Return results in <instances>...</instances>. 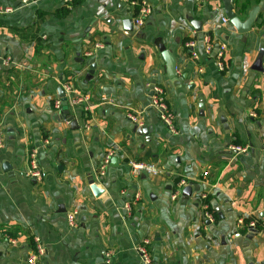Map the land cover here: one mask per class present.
Masks as SVG:
<instances>
[{"label":"crops","instance_id":"0c3cea01","mask_svg":"<svg viewBox=\"0 0 264 264\" xmlns=\"http://www.w3.org/2000/svg\"><path fill=\"white\" fill-rule=\"evenodd\" d=\"M21 1L0 0L2 11L10 9L0 13V264H25L34 239L44 264H141L143 238L151 264L264 261V25L239 35L221 23L222 0H148L152 13L130 32L122 26L132 19L124 0H76L70 8L61 0ZM229 2L241 20L256 6L239 15ZM258 6L264 14V0ZM205 33L227 46L224 72L203 52ZM190 41L199 61L185 49ZM159 46L176 60L175 79L166 76ZM257 59L262 72L251 69ZM65 84L91 97L87 128L71 109L77 129L56 111ZM152 86L163 91L176 135L151 106ZM101 96L111 104H100ZM130 115L152 129L149 140L129 130ZM234 143L247 153L231 152ZM32 148L41 183L26 176ZM109 151L116 160L96 180L102 193L95 197L89 181ZM129 161L160 173L131 179ZM180 181L197 187L186 201ZM73 210L76 227H69ZM246 219L263 228L251 241L238 226Z\"/></svg>","mask_w":264,"mask_h":264},{"label":"built area","instance_id":"2783aa9c","mask_svg":"<svg viewBox=\"0 0 264 264\" xmlns=\"http://www.w3.org/2000/svg\"><path fill=\"white\" fill-rule=\"evenodd\" d=\"M32 1L34 0H22L21 3L23 5H27ZM75 1L76 0H61V3L64 7H70ZM203 1H207V0H203ZM124 2H126L131 9L132 24L137 29H140L144 25L147 18L152 13L151 5L149 4L148 0H141L140 2H137L136 0H124ZM135 6L138 7V11L134 15L133 9ZM1 12L7 13L10 12V9H4L3 11L0 9V13ZM221 23L227 24L228 21L225 17H222ZM201 41L203 44L204 54L207 57H211L214 60L218 72H224L226 69L225 59H226L227 46L225 44H219L213 42L209 37V35L206 33L201 36ZM100 48H101L100 44L94 45L95 50ZM185 49L187 50L189 56L193 61L195 62L199 61L198 54L196 53L195 50V42L193 41L187 42L185 44ZM85 56L90 57L91 53H85ZM150 90H151V98H150L151 106L155 109L158 119L165 126V128L167 129L170 135H176L177 129L174 124V114L165 102L162 89L156 86H152L150 87ZM63 91L67 100V107L78 115V118L81 121L83 128H87L89 113H91V110L94 106V103L91 101V97L88 94H81L75 92L72 85L65 84ZM100 104H111V102L107 100L105 101L104 97L101 96ZM54 106L56 111L58 113H61L60 112L61 101L57 100ZM251 115L254 116V114ZM128 118L132 123V125H135L137 127H144V123L137 117L130 115L128 116ZM1 144H2V133L0 131V146ZM43 144L47 145L48 141H43ZM229 150L231 152H234L236 155H243L246 154L248 151L247 147L238 146V145L230 146ZM262 150L264 152V143L262 145ZM113 156L114 153L111 151L105 153L101 162L97 166L96 176H95L96 179L95 181L93 180V183L95 182L94 184H97L96 182L104 177L105 169L106 167H108L110 160L112 159ZM27 159H28L27 162L28 170L26 172L27 178L33 180L36 183H41L46 176L44 170L42 169V166L39 163L38 149L37 148L30 149L28 151ZM128 166H129V177L131 179H137L143 174L147 176H154L160 173L159 168L149 163L129 161ZM185 184L186 183L184 181H180L178 183V188L180 189V191L181 188L185 186ZM180 191H176L172 195L171 199L175 200L178 197ZM200 198L204 200L205 196L201 195ZM126 206L127 208L129 207L128 203L126 204ZM203 210L204 212L206 211L205 206H203ZM76 216H77V211L75 210L70 211L66 214V220L69 227H76V223H75ZM205 218L210 219V216L206 212H205ZM242 225H243L242 220H239L238 226H242ZM248 228L249 230H255V222L251 221L248 224ZM11 242L13 243V241ZM33 243H34V251L31 252L30 255L27 257L25 264H44V260H43L45 255L44 247L41 245L38 239H34ZM149 244H150V240L143 238L141 243L136 246V252L137 255L139 256L141 264H151V258L148 251ZM104 256L106 258V261H108L110 254H105Z\"/></svg>","mask_w":264,"mask_h":264},{"label":"water","instance_id":"95a60500","mask_svg":"<svg viewBox=\"0 0 264 264\" xmlns=\"http://www.w3.org/2000/svg\"><path fill=\"white\" fill-rule=\"evenodd\" d=\"M222 7H223V14L229 24L235 29V31L241 35L246 36L251 28L257 23L259 13L262 9L261 6H254L248 11L246 14V18L244 20L239 19L237 14L233 11V7L230 4L229 0H222ZM124 31L130 32L132 27V21L127 19L124 20L122 23ZM192 27L196 32L201 31V24L197 21L192 22ZM159 52L161 54V57L163 59V65L165 66L166 76L168 79H175L176 77V60L172 58L171 53L168 50H165L163 46H159ZM253 71L256 72H262L261 68V59H257L253 66L251 67ZM94 65H91L89 67L87 79L91 78V75H93ZM58 98L61 101V116L60 118L68 123L71 128L77 129V125L73 119V117L69 114L68 107H67V100L64 96V93L61 89H58ZM102 93L104 95H113L114 91L112 89L104 88ZM129 130L136 136V137H145L147 140H149V135L152 131L151 128L148 127H137L135 125H130ZM116 160L115 157H112L110 160V163L114 162ZM10 167L7 164H3L2 170L6 172L9 170ZM89 186L92 194L95 197H98L102 191L93 183V181H89ZM192 188L197 189V187L193 186V184H190L186 187H184L181 191V199L183 201H186L187 198L192 193ZM257 235V232L255 230H249V234L246 237L247 240L251 241L255 236ZM258 264H264V261H261Z\"/></svg>","mask_w":264,"mask_h":264},{"label":"trees","instance_id":"16d2710c","mask_svg":"<svg viewBox=\"0 0 264 264\" xmlns=\"http://www.w3.org/2000/svg\"><path fill=\"white\" fill-rule=\"evenodd\" d=\"M136 1L140 2L141 0H136ZM260 3H261V0H234V7L237 10V13L239 15H243L247 11V9L251 6V4L258 6V5H260ZM73 4H72V6H73ZM72 6H70V7H72ZM70 7H65V8H70ZM137 11H138V7L135 6L133 9L134 15L137 13ZM258 20H259V23L257 22L255 24V26H263L264 25V14H259ZM234 145H239V144L234 143ZM249 221H250V219H248V220L246 219L243 221V225H244V228L246 230H249V228H248ZM254 222H255V231L257 233H259L263 229L262 225L259 224L257 221H254Z\"/></svg>","mask_w":264,"mask_h":264},{"label":"rangeland","instance_id":"374dc122","mask_svg":"<svg viewBox=\"0 0 264 264\" xmlns=\"http://www.w3.org/2000/svg\"><path fill=\"white\" fill-rule=\"evenodd\" d=\"M88 58H89V57H88ZM64 96H65V94H64ZM65 98H66V97H65ZM59 100H60V99H59ZM250 222H251V221H249V223H250ZM242 223H243V222H242ZM249 223H248V224H249ZM243 226H244V225H243Z\"/></svg>","mask_w":264,"mask_h":264}]
</instances>
